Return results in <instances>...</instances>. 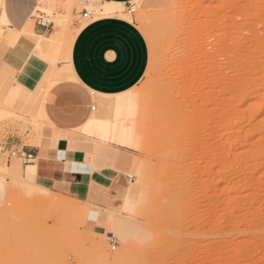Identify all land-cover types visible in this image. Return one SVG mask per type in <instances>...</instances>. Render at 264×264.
I'll return each mask as SVG.
<instances>
[{
  "label": "rangeland",
  "instance_id": "rangeland-1",
  "mask_svg": "<svg viewBox=\"0 0 264 264\" xmlns=\"http://www.w3.org/2000/svg\"><path fill=\"white\" fill-rule=\"evenodd\" d=\"M77 1L75 14L34 20L52 21L59 43L109 14ZM123 10L149 52L142 79L117 98L129 116L117 133L71 134L95 145L91 159L116 164L124 187L94 202L37 190L15 169L0 174V264H264V0H134ZM0 28L1 50L10 30ZM51 48L39 73L0 59V109L39 133L45 92L73 80ZM9 127L0 129L8 164L24 146L4 148ZM17 158L22 176L32 161Z\"/></svg>",
  "mask_w": 264,
  "mask_h": 264
},
{
  "label": "crops",
  "instance_id": "crops-1",
  "mask_svg": "<svg viewBox=\"0 0 264 264\" xmlns=\"http://www.w3.org/2000/svg\"><path fill=\"white\" fill-rule=\"evenodd\" d=\"M104 1L130 4L134 0ZM77 3V0H3L8 29H13H9V35L19 37L20 31L37 9L64 16L70 12L75 14ZM84 10L82 8L78 11L79 16ZM34 21L32 30L36 33L30 38V42L34 41V36L41 35L43 39H47L56 29L53 22L41 26ZM13 45L3 39L0 59H14V65L19 68L25 64ZM49 53L51 57L57 54L54 48ZM67 54L68 59L66 55L63 56V65L73 79L72 82L60 81L43 96L44 126L48 127H44L40 133L24 128L34 125L23 119H10L14 114L4 111L8 109H0V129L2 126H11L6 129L12 130L4 136V148L12 141H23V147L31 150L34 157L31 163L25 165L21 176L18 158L11 155L8 164L3 154H0V174L9 175L15 169L18 176H12L13 178L32 185L37 190L48 191L43 186L45 185L82 200L103 202L112 188L117 191L124 187L123 179L119 176L116 164H112L110 160L99 157L91 159L88 154H93L95 145L92 148L90 142L83 141L71 132L77 126L81 131L104 136L120 130V121L127 118L129 112L128 107L121 106L117 98L132 91L142 79L148 63V45L140 29L130 18L109 13L89 19L77 28ZM43 57L42 54L39 57L41 65ZM18 78L17 73L16 79ZM92 94L98 97L99 105L98 111L91 114L95 109L91 105ZM110 96L113 98H109ZM2 116L12 121L4 123ZM12 126L21 127L17 129L18 127ZM74 209L79 208L75 206ZM118 231L123 237L127 236L124 227H120Z\"/></svg>",
  "mask_w": 264,
  "mask_h": 264
},
{
  "label": "bare ground",
  "instance_id": "bare-ground-1",
  "mask_svg": "<svg viewBox=\"0 0 264 264\" xmlns=\"http://www.w3.org/2000/svg\"><path fill=\"white\" fill-rule=\"evenodd\" d=\"M101 1L102 0H80L81 3H84L85 5L91 7L92 8L91 11H93V10L94 11H99L100 13H107V12H109V13H119V14H122V15L125 13L124 10H123V4L122 3L106 2V1L105 2L104 1L101 2ZM130 7H132V6H130ZM126 10H127V7H126ZM40 11L49 12L48 10L37 9L34 12L32 18L30 19V21L27 23V25L20 31V33H19L20 36L19 37L14 38V36L8 35L5 38L6 42H8L11 45L14 44L13 46H15L16 51L18 52L19 56L21 57V61L23 60L22 63L27 65L28 66V70L30 71V69H31L34 73H39V70H40L41 64H40L39 57L42 54L41 53V49L42 48L47 49L50 46H52V48L54 46H56V48H57L56 52L58 50L59 51L61 50L60 52L63 53L64 56L66 55L65 57L67 58V55H68L67 53H68V50H69V46H70L71 40L73 39V35H74L75 31L77 30L76 28L74 30H64L62 35H61V40H60L59 43H57L58 36L56 34H54V33L52 34V36L50 38L43 39V37L40 35V36H37L38 38H37V40H35V42H30L31 41L30 38L35 34L33 32V30H32V24H33V21H34V18H35L34 15L38 14ZM44 21L45 20H43V23H44ZM2 25L8 27V20H7L5 14L3 12V0H0V27ZM9 29L13 30L11 28H9ZM0 34H1V32H0ZM11 155L17 157L15 155V153H13V152H11ZM22 190H23V188H22ZM27 190H29V189H27ZM33 190H31V191H33ZM19 192H20V190H19ZM38 197L39 196H37V198ZM35 198H36V196H35ZM9 200H10V198H9ZM119 255H121V253H119ZM122 255L125 256L124 254H122ZM126 258H127V256H126Z\"/></svg>",
  "mask_w": 264,
  "mask_h": 264
},
{
  "label": "built area",
  "instance_id": "built-area-1",
  "mask_svg": "<svg viewBox=\"0 0 264 264\" xmlns=\"http://www.w3.org/2000/svg\"><path fill=\"white\" fill-rule=\"evenodd\" d=\"M89 12L85 9L84 12L80 15L81 19L83 20H87V18H89ZM41 17L38 18V20L36 21L38 24H40L41 26H47V23H50L52 21H48L46 23H43L41 21ZM93 108V107H92ZM13 153H15V155L21 157L24 159V161L30 162L33 160V152L31 150H27L24 147H22L19 150L14 151ZM112 246H114V244H112Z\"/></svg>",
  "mask_w": 264,
  "mask_h": 264
}]
</instances>
